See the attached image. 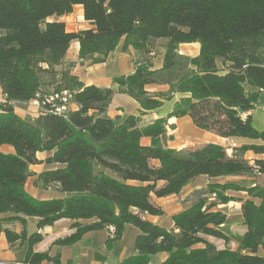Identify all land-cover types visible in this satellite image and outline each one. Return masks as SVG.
<instances>
[{"label":"trees","instance_id":"1","mask_svg":"<svg viewBox=\"0 0 264 264\" xmlns=\"http://www.w3.org/2000/svg\"><path fill=\"white\" fill-rule=\"evenodd\" d=\"M82 9L90 28L67 32L53 20ZM72 41L78 57L101 63L121 43L147 55L161 42L162 64L136 62L133 72L113 78L118 92L139 105V116L110 119V88L84 86L69 70L57 69ZM198 43L199 54L186 57L181 44ZM151 85L167 86L164 93L149 94ZM245 85L255 88L247 92ZM264 90V0H0V234L9 243L21 241L26 251L21 264H59V256L35 253L42 236L15 234L6 225L37 219L36 228L72 220L74 230L56 240L71 246L82 235L112 228L106 249L121 240L126 225L138 230L135 254L117 264H149L164 253L160 264H264V186L243 188L236 184H208L191 194L194 202L171 217L167 230L143 219L161 216L153 202L177 195L195 177L219 178L264 175V160L249 165L247 151L264 153V131L256 130L250 116L258 94ZM67 91L77 109L66 115L42 107L37 117L25 120L11 103H28L39 96ZM179 99L163 119L140 126L144 113L162 106L174 94ZM187 117L197 129L221 138L258 140L243 145L228 157L213 145L183 150L165 145L167 120ZM148 138L150 144H141ZM51 155L44 161L36 154ZM40 163L57 168L38 175L42 188L57 186L60 197L36 200L25 191L29 167ZM155 163V164H154ZM256 171V172H255ZM242 191L245 199L226 195ZM214 201L208 203V198ZM240 202L245 233L235 250L216 249L205 237L228 241L219 230L226 215L217 205ZM90 221V223H81Z\"/></svg>","mask_w":264,"mask_h":264},{"label":"crops","instance_id":"2","mask_svg":"<svg viewBox=\"0 0 264 264\" xmlns=\"http://www.w3.org/2000/svg\"><path fill=\"white\" fill-rule=\"evenodd\" d=\"M73 13L77 14V22L73 19ZM82 9L80 6H75L73 12L69 15L62 17H54L53 20L60 21L65 24V29L67 32H78L90 28V25L83 20ZM82 23L80 27L79 23ZM79 25V26H78ZM157 42H155L156 44ZM200 46L198 43L192 44H181L178 46L179 54L186 57H196L199 54ZM154 49L147 55H142L139 52L134 51L132 48H127L125 51L122 50L121 43L118 47L108 55L103 62L93 64L92 59L98 58V56L87 57L83 60L79 59L78 51L79 44L77 41H72L67 53L65 54L62 64L57 69L69 70L73 75L77 76L79 81L82 82L84 86L94 85L100 88H110L113 91V96L111 98L109 107L107 110V117L110 119L124 118L128 115L139 116V105L130 97L125 94L118 92L117 85L112 82L113 78L119 76H126L133 72L136 62L149 61L153 69H157L162 64V57L164 49L159 47V52H154ZM157 50V48H156ZM245 90L247 92H256L257 90L250 86L245 85ZM149 94L164 93L168 91L167 86L151 85L146 88ZM1 95V94H0ZM2 96V95H1ZM188 97V94H174L173 97L164 101L162 106L144 113V116L140 117V126H146L151 124L153 121L165 118L172 110L174 104L181 98ZM3 98V97H2ZM14 113L19 115L20 118L37 117L39 110L32 107L30 103H23L26 106L24 111L21 110V104L11 103ZM128 106L129 109H125ZM77 107L74 104H70L69 112L76 110ZM250 116L252 126L258 131H264V90H261L258 94L256 103H254V109L243 114V118ZM192 125V126H191ZM193 124L191 120L187 117L181 119L170 118L167 120L166 135L172 137L171 141H167V147L174 150H183L186 145L188 148L196 146H206L213 145L217 147H222L226 150L228 157H231L235 152L233 150L243 146V145H262L261 141L250 140L245 138H221L214 133L202 131L196 128L198 133L201 134L200 141H194L188 136V131H192ZM141 144L148 146L150 140L148 138L141 139ZM0 151L3 153H12V149L9 147H1ZM51 154L47 152L37 153L36 157L40 161H44L45 158ZM242 159L246 160L249 165L257 160H264L263 154H256L253 151H247L242 155ZM155 164V163H154ZM57 165H48L46 163H40L36 165H31L29 170L31 176L27 179L25 183V191L36 200H49L60 197L61 194L57 191L56 185H51L48 188H42L37 182L38 175L48 169H55ZM236 184L243 188L257 186H264V175H259L252 173L246 176H226L219 178H208L206 176H198L189 181V183L181 190L177 195H172L169 197L155 199L153 202L162 210L163 214L161 216H149L143 214V219L151 222L152 224L163 227L167 230L172 229L171 217L180 211L188 208L192 205L194 201L188 202V196L195 191L205 190L208 184ZM226 195L237 198L245 199L246 193L242 191H227ZM211 201H214L213 197H210ZM240 202L234 201L229 202L224 205H217L215 209L221 207V209L227 208L233 209L240 216V224H242V218L240 214ZM8 216L7 214L0 215V217ZM227 216V213H226ZM37 219L35 218H25V224H20L19 222H14L5 227L14 232L15 234H20L23 230L25 231L27 237L33 233H38L42 236V241L33 246V252L35 253H48L50 257L59 256V264H117L123 259L135 254L134 251V241L138 235V230L131 225H126L124 229L123 236L120 241L116 242L110 250L106 249L105 243L107 239L108 230L103 229L95 232H90L82 235V238L71 246L58 247L53 245V243L58 239H63L74 232L71 228L72 220L60 219L56 221L53 225L44 227L42 229H37ZM81 223H90V221H81ZM223 226V225H222ZM241 233L236 243H240L242 235L245 233V227L242 224ZM224 230V228H223ZM225 231V230H224ZM226 235H230L233 230L228 229ZM226 233V232H225ZM129 235L131 238V246L127 248L124 244V238ZM214 239V238H212ZM222 241V240H219ZM224 242V241H223ZM212 243V242H211ZM214 244V243H213ZM27 247L26 244L21 241H16L14 243H8L5 239L4 234H0V261L5 262H22L24 254ZM166 254L160 253L153 257L149 264H160L165 260ZM155 259V260H154ZM154 260V261H153ZM85 262V263H84ZM41 264H54L52 262H42Z\"/></svg>","mask_w":264,"mask_h":264},{"label":"rangeland","instance_id":"3","mask_svg":"<svg viewBox=\"0 0 264 264\" xmlns=\"http://www.w3.org/2000/svg\"><path fill=\"white\" fill-rule=\"evenodd\" d=\"M77 17V14L73 13V19L75 20V22H77L76 24H78L79 21H77L76 19ZM80 27H82L81 25H83L81 22L79 23ZM78 25V26H79ZM162 43L161 42H157L156 44H154L155 46V50L154 52L156 51V53L159 52V47H162ZM157 48V50H156ZM92 61V60H91ZM0 104H2V102H0ZM22 105V104H21ZM33 107V106H32ZM35 108V107H34ZM26 109V106H21V110L24 111ZM125 109H129L128 106L125 107ZM25 120H30L31 118L30 117H23ZM192 126V125H191ZM199 131L196 130V128L193 126V129L192 131H188V136L191 137V139H194V141H200V136L201 134L198 133ZM172 140V137L169 136V135H166V138H165V145L167 146V141H171ZM197 144H194V146H196ZM184 148H188V146L186 145ZM203 190V189H202ZM210 197L208 198V203H211L213 201L209 200ZM188 202H191V201H194V197L189 195L188 196ZM217 207V206H216ZM215 207V208H216ZM217 210H220L222 211L223 213H227V216H226V222L223 226H221L219 228V230H221L222 233H224L225 235L228 232V229H231L233 230V232L235 233H232L230 234L229 236H227L228 238V241L227 242H223V241H219V239H212V237H205V240L208 241L209 243L213 244L215 246L216 249L220 250V249H224V248H228V249H231V250H235L237 247H236V243L238 242V238L240 236V233H241V227H242V224H240V216L239 214L233 209V207H231L230 209H227V208H224V209H221V207H218ZM224 228V230H223ZM226 232V233H225ZM131 238L129 235H126L125 238H124V244L127 246V248L129 246H131ZM155 260V259H154ZM153 260V261H154ZM85 263V262H84Z\"/></svg>","mask_w":264,"mask_h":264},{"label":"built area","instance_id":"4","mask_svg":"<svg viewBox=\"0 0 264 264\" xmlns=\"http://www.w3.org/2000/svg\"><path fill=\"white\" fill-rule=\"evenodd\" d=\"M0 102L2 103L4 102L1 95H0ZM29 103L31 106L35 107L38 110H40L42 107L47 106L50 112H54L59 115H66L69 112V106L71 104V95L67 91L50 93L48 95H44V96L42 95V102H34L33 99ZM107 230H108L107 237H112L113 229L110 227ZM0 264H21V263L0 261Z\"/></svg>","mask_w":264,"mask_h":264},{"label":"bare ground","instance_id":"5","mask_svg":"<svg viewBox=\"0 0 264 264\" xmlns=\"http://www.w3.org/2000/svg\"><path fill=\"white\" fill-rule=\"evenodd\" d=\"M34 102H42V96H37L34 100Z\"/></svg>","mask_w":264,"mask_h":264}]
</instances>
